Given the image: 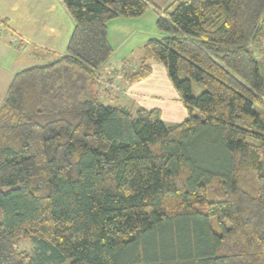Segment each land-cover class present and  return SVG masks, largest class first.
I'll use <instances>...</instances> for the list:
<instances>
[{
  "label": "trees",
  "instance_id": "obj_1",
  "mask_svg": "<svg viewBox=\"0 0 264 264\" xmlns=\"http://www.w3.org/2000/svg\"><path fill=\"white\" fill-rule=\"evenodd\" d=\"M63 2L65 54L17 72L0 107V264H264V0ZM150 7L165 35L127 78L162 63L179 124L95 90L108 22Z\"/></svg>",
  "mask_w": 264,
  "mask_h": 264
},
{
  "label": "crops",
  "instance_id": "obj_2",
  "mask_svg": "<svg viewBox=\"0 0 264 264\" xmlns=\"http://www.w3.org/2000/svg\"><path fill=\"white\" fill-rule=\"evenodd\" d=\"M62 1L0 0V67L4 71L6 70L2 65L6 64L16 50H27L25 58L54 59L43 64L55 61L65 54L75 23ZM149 1L155 7L165 10L177 0ZM146 14L134 18L120 16L108 22V35L114 53L98 70L99 80L95 90L104 104L120 105L131 111L140 107L147 110L158 109L166 123L179 124L188 117V111L162 63L151 61V74L141 80L130 82L127 78L128 71L138 69L146 41L151 37L165 35L149 32L145 34L146 30L142 31L141 27L130 29L127 23H138L144 21V18L153 19L157 24L158 13L153 7ZM131 32H140L142 36L136 44L129 47L127 43ZM120 49L124 50L121 55ZM14 75L5 76L0 71V86L1 83L4 85L0 94V107Z\"/></svg>",
  "mask_w": 264,
  "mask_h": 264
},
{
  "label": "rangeland",
  "instance_id": "obj_3",
  "mask_svg": "<svg viewBox=\"0 0 264 264\" xmlns=\"http://www.w3.org/2000/svg\"><path fill=\"white\" fill-rule=\"evenodd\" d=\"M63 3V1H62ZM151 9V7L149 8ZM69 14V13H68ZM146 14V13H145ZM147 15V14H146ZM70 16V15H69ZM126 18V17H125ZM72 20V18H70ZM144 21L141 22H136V23H127L130 27L131 30H133L134 28H142V31H145V34L149 33H153V34H165L164 32L160 31L157 27L156 22L152 19H148V18H144ZM73 22V20H72ZM115 28V25H113ZM113 28V27H112ZM132 33V34H131ZM130 33V38H129V42L127 43L129 45V47L133 46L134 44H136V42L138 41V39L142 36L140 34V32H131ZM150 36V35H149ZM155 36V35H152ZM126 44V46H127ZM131 45V46H130ZM14 51V50H13ZM123 49H120L119 51V55L123 54ZM28 51L27 50H16V52H13L12 57L8 59V61H6V64L4 63V65H2L4 67V69L6 71H4L1 67H0V71L3 72L6 76L11 75L13 76L16 72L21 71L27 67L33 66V65H37V64H43L49 60H54V59H42V58H33V57H28L25 58L26 53ZM262 52L263 55L262 57H264V42L262 43ZM14 72V73H13ZM3 75V74H2ZM4 85L0 86V94H2V89H3ZM204 90V87L201 84L195 83L194 84V93L195 95L200 94L202 91ZM218 186V182L215 180L211 185H210V198H215V192L214 189H216V187ZM17 248L18 250H23V251H27L29 252V254L33 255L36 257V250H35V244L33 243L32 240L29 239H23V240H19L17 242ZM71 260L66 261V263L64 264H68ZM37 262L35 261V264ZM52 264V263H49Z\"/></svg>",
  "mask_w": 264,
  "mask_h": 264
}]
</instances>
